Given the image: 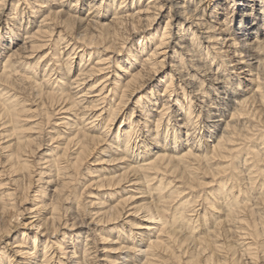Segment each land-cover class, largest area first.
Masks as SVG:
<instances>
[{"label":"bare ground","instance_id":"bare-ground-1","mask_svg":"<svg viewBox=\"0 0 264 264\" xmlns=\"http://www.w3.org/2000/svg\"><path fill=\"white\" fill-rule=\"evenodd\" d=\"M64 1H58L60 2L59 8H63ZM79 1L76 0V3L78 4ZM135 1L121 0L119 4L117 0H85L83 4L85 8L81 7L78 10L79 14L76 10L71 11L72 6L77 7L76 4L68 6V19H76L80 24H86L85 29L79 31L80 50L79 53H67L66 58L60 55L63 59L60 61H63L65 66L64 73L68 78L60 84L59 92L55 93L56 90L55 92H44L42 90L41 93L55 105L53 114H47L48 121L52 115H61L56 120V122L60 120V123L56 124L69 127L71 133L64 136L61 132L51 135V138L48 137L51 145L57 143L56 149L54 148L55 152H51V148H49L35 165L29 157H35L40 151V145H36L38 146L36 150L31 148L32 143L37 144V138L28 137L9 145L14 147L11 168L19 167L26 172L22 174L21 181L26 179L27 175L31 176L34 166H38L40 169L36 174L38 178L34 182L43 183V185H37L36 195L33 197L46 195L49 189V192L53 193L50 202L40 201V204L39 202L34 204L35 207L32 209L24 208L33 214L31 217L34 219L31 222L32 226H36L38 229L43 228L45 231L43 236H46V240L45 243L38 244L34 235L31 245H26V242L21 238L13 241L10 243L13 253H9L8 249L0 252V256L3 258L0 257V264L4 260L8 264H16L17 261V264H54L55 256L57 257L55 264H67L68 261L65 262L60 258V253H64L66 250V248L64 249L66 241L64 238L74 244H72L73 247L75 246L73 255L79 253L77 256L71 255L70 257L69 255L70 259L76 258V264H98V262L103 264L105 260L113 263L119 259H122L121 263L123 264H168L169 260L180 264V257L172 248V243L186 242L191 238L200 246V253L207 250L211 252V256L207 257L210 259L217 252H223L225 248L218 242L217 228L219 224L232 233V222L239 220L238 222L243 221L244 225L246 224V218L243 217H245V210L249 208L248 211L251 214L259 215L264 231V211L248 205L240 207V201L237 198L230 201V206H225L223 199L227 197L223 196L224 191H220L216 195L213 193V197L217 198L220 205L219 209L223 208L221 210L223 212L221 213L219 210L221 214L219 213L218 221H213V225L210 227L206 226L205 233L202 235L191 230L189 224L184 222V207L189 204L187 198L180 202L182 207L172 212L171 223L164 221L162 217L166 204L171 200L179 199L180 194H183L184 189L178 188L182 185L192 187L198 179L196 174H202L199 172L204 168L209 173L214 172L230 178L232 176L239 178L245 171L250 174L257 172L264 177V168L259 167L264 164V125L255 122L257 110L260 112L259 114L264 115V0H174L175 13H172L171 5L167 17L164 16L168 8L166 0H138L137 4ZM208 7L209 9H207ZM18 8V4H15V11L18 12ZM59 8H56L55 15L64 11ZM33 12L36 13L37 10ZM82 12L84 17L81 15ZM221 15L225 16V19L218 21L217 19ZM163 16L166 18L165 24L161 28L162 30L153 34L152 45L147 46L146 43L140 42L142 45L138 50L133 49L132 46L131 48L126 46V40L129 37L124 36L125 31H128L129 28H131L129 30L137 31L138 27L146 31L160 23ZM47 18L48 20L43 22V27L40 26L36 31H30L28 37L25 36L29 39L26 41L30 43L32 51L41 49L45 51L44 48H47L53 40L55 46L65 43H60L61 37L59 36L57 39L55 38L56 40L52 38L49 30L51 23L48 21L50 19L53 21V17L47 16ZM2 23L3 19L1 18L0 26ZM45 25L48 27L45 28ZM174 28L177 31L180 30V34L174 33ZM25 33L28 31L26 30ZM67 46L69 47V45ZM58 50H60L59 46ZM132 50L135 52L132 53ZM123 51L130 54L126 63L119 56ZM74 53L78 54L79 59L75 65L72 61L75 57ZM49 54L47 52V55ZM13 55L14 53H9L5 55L7 57L5 61L0 60V82L10 83L8 71L12 62H10V58ZM168 59L172 61L170 64L171 73L160 81L161 85L163 84L162 94L156 95L155 99L151 98L152 100L148 102H144L145 98H139L133 106L130 119L126 121L125 107L128 102L139 95L138 91L145 83L153 81L163 70ZM45 71L42 77L48 75L49 70ZM243 78H246L244 80L247 81L244 87L242 86ZM74 88H77L74 91L78 92L72 94L71 91ZM210 89L215 95L213 98L208 94ZM178 90L180 91L178 92ZM1 96L3 98L11 95L0 90V99ZM161 96L166 99L162 101ZM160 102H162V108L157 111V117H155L156 114L153 111ZM206 102L208 103L206 104ZM79 103L83 104H81L83 111L87 110L88 113L85 112V119L82 118L83 116L81 117L80 124H78L80 120L78 118L76 124L75 121H70L74 120L73 115L76 117L81 115L79 113L82 110L78 111ZM202 103H205L206 106L205 120L212 121L211 126L215 131L221 130L213 145L207 146V149L202 148L201 137L197 139L199 143L195 142L199 135H203L201 127H204V124H200L202 122L200 121L201 114L204 111ZM171 106L173 108L170 113ZM16 112L17 109L9 112L3 109L0 111V120L4 121L0 128V136L5 133L2 132L5 131L2 130L3 126H10L15 121L18 116ZM134 117L137 119L134 120ZM173 117H178L183 121V125L179 124V126L186 129L184 133L187 138L184 141H181L182 137L180 136L182 130L171 123ZM116 121L120 122L119 126ZM105 122L104 129H101L100 127ZM203 122L205 123V121ZM39 124L41 121L32 124V129L40 132ZM73 124L75 127L72 126ZM135 133L136 136H134ZM215 134L216 132L212 135ZM10 135L12 134L10 133ZM105 144L110 149V151L106 149L108 158L102 159V162L96 164L117 162L119 165L122 164L119 166L121 171L111 176L98 175L95 177L96 182L107 186L108 190L112 188L123 192L124 195L121 194L123 196L121 200L103 204L100 195L108 192L93 194L96 196L93 199L97 200H90L89 206L96 207L100 204V207L89 211L90 222H86L87 212L83 213L80 225H84L85 222L87 227L89 224L101 225L103 228H108V231L95 235L92 239L95 244L93 243L92 247L90 243L88 244L87 238H85L84 244L83 241L80 242L81 235H67L65 232L62 234L65 237L58 239L56 235L61 227L71 226L74 229L77 225L76 223L69 225V221L60 222L64 216L61 214L63 208L56 204V201L66 202L70 199V195L63 196L64 190L74 180L75 174L70 171L73 169L74 172L79 171L81 165L84 166L96 150L105 151L101 149L102 146L106 147ZM238 158L246 166L245 170L236 166ZM223 159H227V161H223L226 164L210 166L213 160ZM202 176L206 177L207 175L203 174ZM3 178L5 177L0 175V237L7 236L8 238L14 232L16 225L19 224L24 210L16 208L15 189L9 187L12 180ZM45 178L49 180L45 181ZM212 178L213 181L217 177ZM112 182L116 183L113 185ZM209 183L205 185H209ZM31 184L29 182V185ZM150 184L153 185L150 186ZM224 186L225 184H223ZM260 194L262 196L257 198L264 204L262 189ZM137 195L142 197H136ZM185 197L182 196V198ZM139 198H142L140 203H138ZM226 200L228 201V198ZM135 202L136 204H134ZM212 204L214 202L209 201V205ZM78 208L79 206H76V210ZM140 209H145L147 214L145 220L147 221L136 225L139 223L133 219ZM156 220H159V223ZM120 222L128 223V225L135 223L136 227L134 228H137L139 232H135L134 235L131 232L130 234L122 232L123 227L114 225ZM253 226L251 229L244 227L245 231H243L242 237L258 236L261 230L259 231ZM114 230L117 231L114 232ZM117 232H122V234L117 236ZM106 234H115L113 243L118 245L117 252L123 251L124 255L111 258L106 253L110 252L109 246L100 245L109 242V236L107 238ZM50 237L54 238L53 242ZM137 237L138 242L135 244L132 240H136ZM180 247H182L181 243ZM94 250L97 253L95 255L92 253L95 252ZM232 250L229 248L228 252L230 253ZM245 250L250 255H254L253 247L248 246ZM92 254L93 258L90 260ZM221 254L223 256V253ZM14 256L19 259H14L13 262ZM197 256V258L190 259L187 264H201L200 254ZM166 257L169 259L166 260ZM134 258L137 259V263L133 261ZM232 260L234 264H238L234 259ZM249 260L247 261L249 262ZM229 262L231 263V261Z\"/></svg>","mask_w":264,"mask_h":264},{"label":"rangeland","instance_id":"rangeland-1","mask_svg":"<svg viewBox=\"0 0 264 264\" xmlns=\"http://www.w3.org/2000/svg\"><path fill=\"white\" fill-rule=\"evenodd\" d=\"M58 1L59 0H27V1L26 0H0V13L2 14V15L0 14V16H1L0 19L1 18L3 19V23L0 26V60L3 59L2 61H5V59L7 58L5 55H8L9 53H14V55L10 58V62L11 61L12 62H11V68L8 71L9 77H10V83L0 82V88H1L0 90H3L6 94L11 95V96H4L3 98L1 96L0 111L3 109L4 111L9 112L10 110H13V109L16 110L17 109L16 113H18V116L15 118V121L12 124H10V126H3L4 128L2 129V130H5V131H2L5 133H4V135L0 136V175H2L3 177H5L7 179L12 180V183H9V185H10L9 187L10 188L14 187V189H15V193L17 195V196L15 195L16 208L24 210L23 216L20 217L19 224H17L16 227L14 228V232H12V234L10 236H8V238H7V236H5L3 238L0 237L1 238L0 239V252L4 251V249L5 250L8 249L9 253H13L12 249H11L12 246H10V243H12L13 241H15L19 238H21L22 241L26 242V245H29V244L31 245L34 235L36 236L38 244L41 242L43 243L46 240V236H43V233L45 232L43 230V228L41 227L38 229V228H36V226H32L33 224H31V222L34 221V219H32L31 217H33V214H30L29 210H25L24 208L32 209L35 207L33 205L37 204L38 202L40 204V201L50 202V198H52L51 195L53 194V193L49 192V190H50L49 189L48 192L46 193V195H43V196L38 195V197H33V195H36V188L38 187L37 185L39 184V183H35L34 180L38 178V176H36V174L40 169L38 166H34L32 168V173L30 174L31 176L27 175L28 177H26V179H24V180L22 179V181H21L20 179L22 178V174H25L26 172H25V170L19 169V167L11 168V162H12L11 157L13 156L14 147L9 146V145H11L12 143H14L17 140H24L28 137H32L35 139L37 138V140H36L37 144L32 143L31 148L36 150V148H38V146L40 145V147H39L40 151L38 154L35 155V157H33V158L29 157L31 160L34 161V165H35L37 160H41L43 154L46 153L49 150V148H51L50 149L51 152H53V153L55 152L54 148L56 149L55 145L57 143H53L51 145L50 139H49V138H51L50 137L51 135H57L58 133L62 132V135L66 136L68 133H71V131L69 130V127L67 128V126L64 127V125H57L56 124V123H60V120L58 122H56V120L61 115H56V116L52 115V116H50V120L48 121L47 114H53L54 109H55L54 108L55 105H53L46 98V96L41 93V91L43 90L44 92H47V91L48 92H51V91L55 92V90H56L55 93H58L60 90L59 89L60 84H62V82L66 81L67 80L66 78H68V77H66L67 75L64 73L65 72L64 71V68H65L64 63H63V61H60V60H63L62 59L63 56H64L63 58H66L67 53H69V52L79 53V50H80V43L78 40L79 31L85 29V26H86V24H83V23L80 24L76 19L75 20H72V19L69 20L68 19V13H69L68 8L71 7L70 6L71 4L77 5V7L75 6V8H74V6H72L71 11L72 10L78 11L81 7L85 8V6L83 7L85 0H80L78 2V4L76 3V0H65L63 8L62 7L59 8L60 2H58ZM120 1L121 0H117V3L120 4ZM128 1H130V0H128ZM137 1L138 0L135 1V4H137ZM166 2L168 4V8L166 9V15L164 13L165 17H167V15H168V10L170 8L169 6L172 5V13L173 14L175 13V10H176L175 5H174V0H166ZM15 4H18V6L20 8V9L18 8V12L15 11ZM32 7H34V8H32ZM57 7L59 8V10L64 9V11L58 15H55L56 14L55 10ZM207 9H209V7ZM35 10H37L36 13L33 12ZM79 12L80 11H78V14H79ZM81 15L84 17L83 12ZM45 16H46V18H47V16L49 18L53 17V21L51 19L48 21L51 23L49 25L50 26L49 30L51 31L52 38L57 39L59 36L62 38V39L60 38V40H59L60 43L61 42H65V43H62L59 45L57 44L56 45L57 47H56L54 44V40H53L52 43L48 44L49 47L47 46V48H44L45 51L42 49H41L42 52H41V50L32 51V49L30 47V43H28L26 41V40H29L27 37L30 35V33H29L30 31L34 32L37 30L38 27L44 26V23H45L44 21L48 20V18L47 19L44 18ZM164 16L160 20L161 21L160 23L156 24L155 26L153 25L152 28H148V30H146V31L142 30L141 27H138L139 30H137V31L129 30L131 28L128 29L129 32L125 31L124 36L129 37V39L126 40L127 41L126 46H128V48H131V46H132L133 49L138 50V49H140V47L142 45V44H140V42L144 43V44L146 43L147 46L152 45L153 44L152 39L154 38L153 34L159 30H162L161 28H163V26L165 24L166 18ZM222 19H225V16L221 15L218 17L217 20L221 21ZM66 25H67V27H66ZM237 25L238 24L236 23V26ZM80 26H81V28H79ZM46 27H48V25L47 26L45 25V28ZM89 28H90V26H89ZM175 28L173 29L174 33L178 32L180 34V30L177 31V29H175ZM26 30L28 31V33H25ZM6 32H8V33H6ZM25 36H27V37H25ZM66 40H69V41H66ZM126 41L124 40V42H126ZM67 45H69V47ZM58 46H59L60 50H58ZM10 48L12 50H9ZM73 48H76V49H73ZM54 50H56V51L54 52ZM135 50H132V53L135 52ZM20 52L21 53L23 52V53L21 54ZM47 52H49L50 54L47 55ZM56 52H58V53H56ZM60 52H62V53H60ZM54 53H56V54L53 55ZM76 53H74L75 57L72 55V57H74L72 60L74 62L73 65H75L79 60L78 54H76ZM119 56L122 57V59L124 60L125 63H126L127 59L130 58V54L127 52L125 53L124 51L122 53H120ZM12 63H14V64H12ZM171 63H172L171 59L166 60L163 70H161L158 73V75L153 79L152 82L145 83L144 86L138 91L139 95L135 96L133 99H131V101L128 102L127 106L125 107V112H126L125 120L126 121H128L130 119L132 111H133V106L136 104L135 102H137L139 98L140 99H141V97L145 98L144 102L145 101L148 102L149 100H152L151 98L155 99L156 95L162 94V92H163L162 85L163 84L161 85L160 81L163 80L164 77H167L171 73V66H170ZM62 64H63V66H62ZM61 68H63V69H61ZM44 71L45 72L48 71L47 72L48 75L42 77ZM242 76L244 77L245 75H242ZM56 77H57V79H56ZM246 78H248V76H246ZM246 78H243V81H244L243 85H242L243 87L247 83V81L244 80ZM206 87H208V86H206ZM74 90H77V88H74L73 91H71L72 94H73V92L74 93L78 92V91H74ZM210 90H208L209 96L211 98L215 97L212 90L211 91ZM179 91L180 90H178V92ZM12 95H14V96H12ZM161 97H162V101H163V99H166V97H163V96H161ZM180 97H181V95H180ZM207 103L208 102H206V104ZM81 104L82 103H79V105H78V108H79L78 111L80 112L82 110L79 113L81 115H79L77 117L75 115H73L72 118H74V120H72L70 122L75 121L77 124V121L80 119L78 121V124H80L81 117L83 116L82 118H84V119L86 118L85 112L88 113V111L87 110L83 111V106H82L83 104L82 105ZM171 105H172V103H171ZM13 106H15V107L13 108ZM202 107H203L202 109L204 111L201 114L202 118L200 119V121H202V122L200 124H204V127H201L203 135H199V137L195 139L196 140L195 142H198L197 139H200V137H201L202 138L201 143L203 146V147L202 146L201 147L203 149H207L208 148L207 146L213 145L216 136L220 135L221 130L219 131V129H218L215 131L214 128L211 126L212 121L211 120H207V121L205 120L206 115H207V112L205 111V109H206L205 103L204 104L202 103ZM161 108H162V102H160L156 106L155 110L153 111L156 114L155 117H157V111H159ZM172 108H173V106H171V110H169L170 113L172 112ZM256 112H258V113H256L255 122L264 125V115L259 114L260 112L258 110ZM133 119L136 120L137 118L134 117ZM38 121L39 122L41 121V124L38 125V127H41L40 132L38 130H37L38 132H36V130L32 129V127H31L32 124H34L35 122H38ZM203 121H205V123ZM2 122H4L3 119L0 120V125H1L0 128H2ZM116 122H118V126H119L120 122L119 121H116ZM182 122L183 121L179 120L178 117H173V119H171V123L175 124L176 128L179 127V130L180 129L182 130V134L180 135V133H179V135L182 137L181 141L182 140L184 141V139L187 138V135L184 133L186 131V129L179 126V124L183 125ZM105 124H106V122L104 124H102L103 126H101L100 128L104 129ZM72 126L75 127V124H73ZM114 129H115V127H114ZM63 130H65V131H63ZM215 132H216V134L212 135ZM10 133L12 135H10ZM134 136H136V133L134 134ZM190 139H192V138H190ZM191 142H192V140H191ZM36 145H38V146H36ZM48 145H51V146L49 147ZM101 149H104L105 151L99 152L96 150L92 154V156L86 161L84 166L81 165L79 171L74 172L73 171L74 169L70 171V172L75 174L74 180L71 181V184L69 185V187L67 189H65L63 192V196L66 197L67 195H70V199L67 200L66 202H62L60 200L56 201V204L59 205L60 208L61 207L63 208L61 211V214H62V216L63 215L64 216L60 222H64V221L68 222L69 221L68 222L69 225H72L73 223H76L77 225H75L76 228H74V229L71 226H69L68 228L67 227L66 228L61 227L59 230V233L56 235V237H58V239H63L65 236L62 234L65 232H67L66 233L67 235L68 234L81 235V238H79L80 242L83 241V244H84L85 238H87L88 244L90 243V245L92 247L95 244L92 240V239H94V236L95 235L97 236L98 233H103V231H106V232L108 231V228H103V226H101V225L89 224L88 227L85 226V223L90 222V220H91V218H89V214H90L89 211L93 208L100 207V204H98L96 207H90L89 206L88 202L90 200H94V201L97 200V199H93L94 197H96L93 194L98 195V194H101L103 191L108 192L104 195H100L101 200H102L101 202L103 204H105L106 202L110 203L113 201L121 200L123 197L121 195L123 192H118L117 190L112 189V188H110L108 190L107 186L98 184L99 182H96L95 177L98 175H100V176H111L115 173H119L121 171V168H119V166L122 165V164L119 165V163H117V162L112 163V164H106V163L96 164L97 162H102L101 161L102 159L108 158V156H107L108 152H106V149H108V151H110L109 147H107V145H106V147L102 146ZM223 161H227V159L213 160V162L210 163V166L215 167L216 165L226 164V163H223ZM242 163L243 162L239 161V158H238V163H236V166L239 169L245 170L246 166H244ZM259 167L261 169H263L264 164L259 165ZM199 173H202V174H196L198 176V179L192 187L188 186V185L187 186L186 185L180 186V188H178V189H184L183 194H180V198L173 200V201L171 200L168 204H166L167 206L164 208V212L162 215V217L164 218V221L166 220L169 223H171L172 212L174 210L182 207L180 205V202L187 198L189 200V204L186 207H184L185 208L184 209V216H185L184 222H187L189 224V226L191 227V230L196 231V233L201 234V235L204 234L205 233L204 230H205L206 226L210 227L211 225H213V223H212L213 221H218L217 218L223 212V211H221V210H223V208L219 209L220 205L217 202V198L215 199L213 197L214 196L213 193L216 195L220 191H224L223 196L225 198L226 197L228 198V201L226 200L227 198L226 199L222 198L225 202L224 203L225 206L229 205L230 201L237 198V200L240 201V203H239L240 207L248 205V206H252L256 209L259 208L262 211H264V208H263L264 204L261 202L260 199L257 198L261 195L260 194L261 189H262V192L264 193V182H263L264 177L259 175L257 172L252 173L253 174L252 175V174L248 173L247 171H245V172H243L242 176L239 178H238V176H232V178H230L227 176L226 177L220 176V174L218 175V174H215L214 172L209 173L206 168H204L203 170H200ZM203 174H206L207 176L203 177L202 176ZM212 177H217V178L212 181L211 180V179H213ZM233 177H234V179H233ZM5 178H3V179H5ZM170 178H172V177H170ZM220 179H222V180H220ZM44 180L48 181L49 179L45 178ZM29 182H31L32 184L29 185ZM57 182H59V181H57ZM208 182H210L209 185L208 184L205 185ZM250 182H252V183H250ZM53 183H55V182H53ZM115 183L116 182H112L113 185ZM103 184H105V183H103ZM177 184H179V183H177ZM223 184H225L224 187H223ZM239 184H240V186H239ZM42 185H43V183L39 184V186H42ZM44 185L47 186L46 184H44ZM152 185L153 184H150V186H152ZM52 188H54V187H52ZM100 189H103V190H100ZM229 189H230V191H229ZM225 190H227V191L225 192ZM227 192L230 194H228ZM123 195H124V193H123ZM182 196H186V197L182 198ZM136 197H142V196L137 195ZM138 200H139L138 203L142 202L141 201L142 198H139ZM138 200H136V201H138ZM209 201H213L214 204L209 205ZM241 203H243V204H241ZM134 204H136V202ZM224 205H223V207H224ZM76 206H79V208L77 210H76ZM249 209L245 210V213H244L245 217H243V218H246V220H245L246 224L245 225H244L243 221L238 222L239 220L232 222V225H231V228L233 226V228H232L233 232L232 233L230 231H227V228H225L219 224V226L217 228L218 240H219L218 242L221 243L225 248H224L223 252H217L210 259H207V257L211 256V252L209 250H207L203 253H200L199 252L200 246L195 241H192V238H191V240H188L186 242L185 241L184 242L179 241V243L178 242L172 243V248L175 249L176 253L180 257V264H187V262H189L190 259L197 258L198 257L197 255H199V254H200L201 264H234L232 259H234L235 262H237L238 264H264V233H263L264 231L262 230L263 229L262 222L259 218V215L257 213H254V215L251 214V212L248 211ZM64 210H65V212H64ZM219 210L221 211V213ZM94 211H97V210H94ZM85 212H87L86 215H88V216H85L86 222L84 223V225L81 226L80 225V222H81L80 218L83 217L82 214ZM79 214L81 216H78ZM136 215L137 216L134 217V219H133L139 223L136 225H140L141 223H145L147 221V220H145V218L147 219V217H145V216H147L145 209H140L138 211V213H136ZM76 216H78V217H76ZM156 221L159 223V220H156ZM0 223H1V216H0ZM154 223H156V222H154ZM114 225H116L120 228L123 227L122 232H124V233L126 232V233L130 234V232H131V234L134 235L135 232H139V231H137V228H134V227H136L135 223H133L132 225H128V223H121L120 222V223L114 224ZM252 225H254L253 227H255V229L257 228L259 231L261 230L259 232L258 236L256 235V237H251V236L242 237L243 233H244L243 231H245L244 227L245 228L248 227L251 229ZM139 230L144 231L142 229H139ZM90 231H93V232H90ZM115 231H117V230H114V232ZM122 232H117L116 235L118 236L119 234H122ZM23 233H24V235H23ZM113 235H115V234H106L105 236L107 238L109 236V238H108L109 242L108 243L106 242L105 244H100V245L109 246L108 249H110V252H106V253L111 258H117L121 254L124 255L123 253H125V252H123V251L117 252L118 245L113 243ZM72 238H74V237L72 236ZM64 239L66 240L64 242V246H65L64 249L66 248V250L64 251V253H60V258L65 262L68 261L67 264H76L75 263L76 258L74 257V258L70 259L69 255H70V257H71V255L77 256V254H79V253L73 255L72 252L75 249V246L73 247L74 244L71 243V241L68 242L67 240H69V239H67V238H64ZM50 240H51V242H53L54 238L50 237ZM136 240L133 239L132 241L136 244L138 242V237L136 238ZM180 243L182 244V247H180ZM76 246H78V245L76 244ZM248 246L253 247L254 255H250L248 253V251L245 250ZM229 248L233 249L230 253L228 252ZM178 251H180V252H178ZM92 253L95 255L96 251L92 252ZM221 253H223V256H221L222 255ZM93 254L89 258L90 260L93 258L92 257ZM40 256L42 257L41 254H40ZM14 259L15 260L19 259V257L14 256L13 262L15 261ZM54 259L53 260H54V264H55L57 257L55 256ZM168 259H169V257L168 258L166 257V260H168ZM136 260L137 259L134 258L133 261H135V263H137ZM247 260H249V262ZM229 261H231V263ZM121 262H122V259L117 260V262L115 260V262H113V263L105 260L103 264H116V263L123 264ZM17 263H18V261L16 262V264ZM89 263H90V261H89ZM2 264H8V263L5 262V260H4L2 262ZM98 264H99V262H98ZM168 264H178V262H176V261L174 262L173 260H171V261L169 260Z\"/></svg>","mask_w":264,"mask_h":264}]
</instances>
